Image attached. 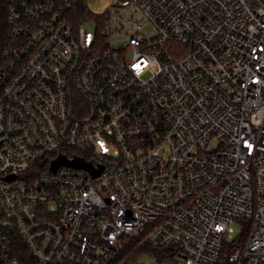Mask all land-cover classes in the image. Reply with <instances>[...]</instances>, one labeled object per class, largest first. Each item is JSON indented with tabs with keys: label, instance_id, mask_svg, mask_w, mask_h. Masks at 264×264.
Wrapping results in <instances>:
<instances>
[{
	"label": "built area",
	"instance_id": "2783aa9c",
	"mask_svg": "<svg viewBox=\"0 0 264 264\" xmlns=\"http://www.w3.org/2000/svg\"><path fill=\"white\" fill-rule=\"evenodd\" d=\"M77 3L0 0V264H264V0Z\"/></svg>",
	"mask_w": 264,
	"mask_h": 264
},
{
	"label": "trees",
	"instance_id": "16d2710c",
	"mask_svg": "<svg viewBox=\"0 0 264 264\" xmlns=\"http://www.w3.org/2000/svg\"><path fill=\"white\" fill-rule=\"evenodd\" d=\"M57 3L61 4L65 0H54ZM66 16L68 19L75 25L79 26L81 22H83L88 16L97 17L100 21H102L105 17L101 13L93 14L85 0H78V3L73 5L67 12ZM249 226L242 232V241L249 234ZM149 253H156L159 255H164V253L169 254L170 249L153 247L146 237V233L138 234V235H124L122 237V246H121V254L116 262V264H142L141 260L143 256Z\"/></svg>",
	"mask_w": 264,
	"mask_h": 264
},
{
	"label": "rangeland",
	"instance_id": "374dc122",
	"mask_svg": "<svg viewBox=\"0 0 264 264\" xmlns=\"http://www.w3.org/2000/svg\"><path fill=\"white\" fill-rule=\"evenodd\" d=\"M86 4L89 8V10L93 13V14H101L103 12H105V10L108 8V6L111 3V0H85ZM88 23H93L94 21L92 19L87 20ZM234 226V230L236 234H239L241 232V224L239 222H235L233 224ZM147 261L148 264H160L158 261H156L153 257H151L149 254H146L145 256H143L141 262L142 264H144V262ZM167 264H171V263H167Z\"/></svg>",
	"mask_w": 264,
	"mask_h": 264
},
{
	"label": "water",
	"instance_id": "95a60500",
	"mask_svg": "<svg viewBox=\"0 0 264 264\" xmlns=\"http://www.w3.org/2000/svg\"><path fill=\"white\" fill-rule=\"evenodd\" d=\"M62 164H68V165H73V166H77V167L88 168L93 172L94 176H98L102 171V168L101 169H94L92 163L90 161H87L83 157H75V158L70 159V158H67L65 156H62V157H59L58 159H56L53 162L52 169L56 170Z\"/></svg>",
	"mask_w": 264,
	"mask_h": 264
}]
</instances>
